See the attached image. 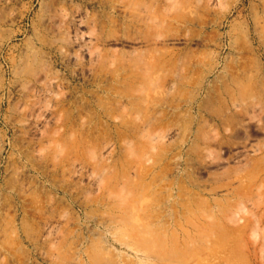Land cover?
<instances>
[{"label": "rangeland", "instance_id": "1", "mask_svg": "<svg viewBox=\"0 0 264 264\" xmlns=\"http://www.w3.org/2000/svg\"><path fill=\"white\" fill-rule=\"evenodd\" d=\"M0 264H264V0H0Z\"/></svg>", "mask_w": 264, "mask_h": 264}]
</instances>
